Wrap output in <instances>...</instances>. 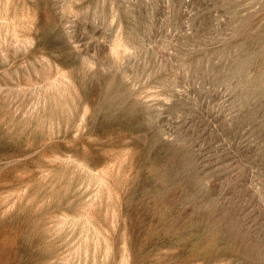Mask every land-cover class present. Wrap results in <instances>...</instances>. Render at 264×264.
Here are the masks:
<instances>
[{
	"label": "rangeland",
	"instance_id": "1",
	"mask_svg": "<svg viewBox=\"0 0 264 264\" xmlns=\"http://www.w3.org/2000/svg\"><path fill=\"white\" fill-rule=\"evenodd\" d=\"M0 264H264V0H0Z\"/></svg>",
	"mask_w": 264,
	"mask_h": 264
}]
</instances>
